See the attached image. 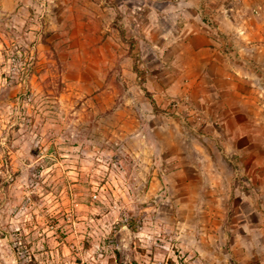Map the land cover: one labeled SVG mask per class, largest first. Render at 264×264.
<instances>
[{
	"label": "rangeland",
	"instance_id": "1",
	"mask_svg": "<svg viewBox=\"0 0 264 264\" xmlns=\"http://www.w3.org/2000/svg\"><path fill=\"white\" fill-rule=\"evenodd\" d=\"M0 264H264V0H0Z\"/></svg>",
	"mask_w": 264,
	"mask_h": 264
},
{
	"label": "trees",
	"instance_id": "2",
	"mask_svg": "<svg viewBox=\"0 0 264 264\" xmlns=\"http://www.w3.org/2000/svg\"><path fill=\"white\" fill-rule=\"evenodd\" d=\"M152 99H153V98H152ZM153 103H154V105H155V108H158L157 103L155 102L154 99H153ZM128 225H129L134 231L137 230V226L134 225L133 223H129Z\"/></svg>",
	"mask_w": 264,
	"mask_h": 264
}]
</instances>
